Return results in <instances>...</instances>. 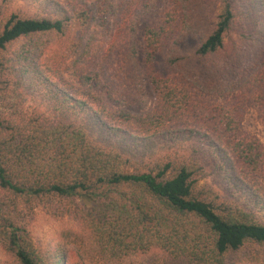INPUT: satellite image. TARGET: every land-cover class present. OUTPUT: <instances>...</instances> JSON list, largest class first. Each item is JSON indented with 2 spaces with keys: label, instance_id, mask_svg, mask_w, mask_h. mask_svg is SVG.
I'll return each instance as SVG.
<instances>
[{
  "label": "trees",
  "instance_id": "1",
  "mask_svg": "<svg viewBox=\"0 0 264 264\" xmlns=\"http://www.w3.org/2000/svg\"><path fill=\"white\" fill-rule=\"evenodd\" d=\"M232 1L221 0L214 28L182 70L203 93L222 87L216 76H223L240 63L238 53L228 44L235 20ZM74 12L82 25L90 22L89 10L83 5ZM204 12H196L195 20L204 18ZM71 18L66 11L43 17L10 13L0 22V49L22 36L63 34ZM181 24L190 27V23ZM174 26V20L164 17L146 31L144 59L158 109L144 115L119 106L121 109H117L107 100L114 98L111 89L95 86L99 77L92 74V69H73L79 85L70 82V93L58 88L60 103L73 109L74 120L34 113L0 119V186L33 205L74 219L83 232L76 249L58 247L62 253H56L55 264H75L74 250L83 264L264 261L263 252L245 258L239 255L246 247L264 246V213L262 218L256 215L264 209V200L249 204L221 195L212 187L198 188L199 177L206 174V167L198 164L201 155L185 139L173 136L184 132L188 139H207L210 150L218 154L213 156L215 163L207 166L210 169L222 168L229 155L227 149L245 164L253 162L255 170L256 159L262 157L256 141L243 147L230 135L238 129L232 108L221 105L216 116L218 126L211 122L215 116L199 111L192 117L185 113L190 104L185 92L189 85L175 77L158 75L154 59L164 38L174 31V45H178L188 36V30ZM34 70L29 79L35 72L46 86L58 84L40 67ZM237 70L245 76L250 67L240 63ZM99 87L109 107L104 101L86 100L85 96H93ZM83 115L94 118V122L83 121ZM189 119L196 127L176 125L179 121L188 124ZM209 121L211 126L207 125ZM21 231L12 226L9 236L18 262L44 264Z\"/></svg>",
  "mask_w": 264,
  "mask_h": 264
},
{
  "label": "rangeland",
  "instance_id": "2",
  "mask_svg": "<svg viewBox=\"0 0 264 264\" xmlns=\"http://www.w3.org/2000/svg\"><path fill=\"white\" fill-rule=\"evenodd\" d=\"M81 5L90 13L87 25H82L74 12ZM220 5L221 0H0V22L10 13L43 17L66 11L72 15L63 34L22 36L0 49V119H16L22 113H34L47 118L74 120L73 109L60 103L58 88L70 93V82L79 85L73 69L78 72L92 69V74L99 77L95 86L111 89L114 98L107 100L115 103L117 109L138 115L158 109L159 102L144 59L145 38L146 31L166 17L174 20V29L188 30V36L183 43L174 45V31L170 32L155 54L154 67L159 76L175 77L176 81L189 85L185 87L187 90L184 89L187 102L190 100L185 113L194 117L200 111L215 116L211 122L218 126L216 116L224 104L233 109L238 129L230 135L240 141L237 144L244 147L254 140L262 150V157L256 159V170L253 162L245 164L232 149H227L229 155L224 158L222 168L214 166L210 169L207 166L215 163L213 156L218 154L210 150L207 139H188L184 132L173 134L185 139L201 155L198 164L206 167V174L199 177L197 187H212L221 195L239 198L249 204L255 200L263 202L260 199L264 200V0H233L231 4L235 20L228 33V44L234 49L231 51L238 53L240 63L249 65L250 71L245 76L237 70L239 63L234 70L216 76L222 87L203 93L200 85L182 72L194 51L214 28ZM200 10L205 11V16L195 20L196 12ZM181 23H190V27ZM36 66L58 84L46 86L35 72L29 79ZM190 94L195 99H191ZM85 98L89 102L104 101L106 104L100 87L95 89L93 96L86 95ZM109 103L106 104L108 107ZM82 117L87 123L94 122V118ZM191 119L188 124L179 121L176 125L196 127ZM207 125L211 126L210 121ZM121 127L130 129L127 125ZM263 213L264 209L256 215L262 218ZM12 226L22 229V237L37 250L44 264H55L56 253H62L59 246L76 249L81 245L83 232L77 221L33 205L21 195L0 186V264H20L10 242ZM261 252L264 253V246L254 245L242 249L239 255L242 258L255 253L260 256ZM72 254L75 264H83L75 250ZM263 263L260 260L243 262Z\"/></svg>",
  "mask_w": 264,
  "mask_h": 264
}]
</instances>
